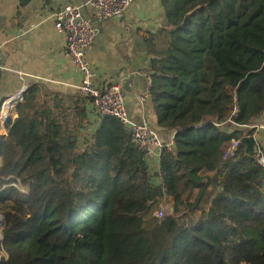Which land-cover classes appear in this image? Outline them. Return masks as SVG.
<instances>
[{"label":"trees","instance_id":"1","mask_svg":"<svg viewBox=\"0 0 264 264\" xmlns=\"http://www.w3.org/2000/svg\"><path fill=\"white\" fill-rule=\"evenodd\" d=\"M161 1L166 47L147 41L150 99L173 148L157 165L119 119L91 125L86 105L69 112L40 102L29 117L41 91L31 83L0 134V264H264V169L247 141L254 130L213 124L232 114L235 91L234 121L264 115V86L247 91L264 67V0ZM259 137L264 144V131ZM233 139L239 146L225 157ZM165 197L182 212L152 236Z\"/></svg>","mask_w":264,"mask_h":264},{"label":"crops","instance_id":"2","mask_svg":"<svg viewBox=\"0 0 264 264\" xmlns=\"http://www.w3.org/2000/svg\"><path fill=\"white\" fill-rule=\"evenodd\" d=\"M81 1L0 0V134L8 131L5 115L11 114L14 121L20 104L25 101V98L19 101L16 95L31 83H36L41 91L37 94V105L26 108L29 117H33L40 102L69 112L86 105L87 119L91 125L96 124L99 117L91 101L76 88L81 74L66 55L65 34L54 20L60 7ZM88 14L98 29L95 43L86 51L92 68L102 73V83L122 86L126 106L135 120L147 121L157 128L151 99L143 102L140 97L151 76L147 41L153 37L158 49L166 47L164 37L158 36L167 23L162 1L133 0L129 13L120 18L100 20L96 14ZM261 72L264 67L251 80L248 92H258L264 86V81L259 79ZM263 120L264 115L257 111L251 122L264 123ZM204 172L218 178L211 162L206 163ZM189 193L191 198L196 191L187 189L185 195Z\"/></svg>","mask_w":264,"mask_h":264},{"label":"built area","instance_id":"3","mask_svg":"<svg viewBox=\"0 0 264 264\" xmlns=\"http://www.w3.org/2000/svg\"><path fill=\"white\" fill-rule=\"evenodd\" d=\"M132 3L133 0H82L78 3L66 4L60 7L54 14V20L56 27L65 34L66 55L81 74V81L76 86L77 90L83 97L91 100L98 117L112 116L119 119L128 128L133 142L144 151L151 161L159 165L163 150L173 148L175 134L170 139H164L149 122L135 120L126 106L122 86L120 84L106 85L102 83V73L92 68L86 56L87 49L95 43L98 35V29L88 13L96 14L100 20L120 18L129 13ZM151 89L152 78L149 76L148 85L140 97L141 101L145 102L150 98ZM27 90L28 86H23L16 98L22 101ZM238 110L235 91L232 114L224 121H213V124L216 126L229 124L232 128L254 130L249 138L252 139V148L259 155V162L264 169V145L259 138V132L264 130V123L254 121L239 124L233 119V114ZM238 146L239 140L229 141L224 148V156H233ZM177 212H182V208L174 204L168 197H165L160 208L154 213L157 222L150 229L151 235L154 236L158 232L164 217L172 216ZM2 225V215L0 214V241L2 239ZM233 264L249 263L239 258Z\"/></svg>","mask_w":264,"mask_h":264},{"label":"water","instance_id":"4","mask_svg":"<svg viewBox=\"0 0 264 264\" xmlns=\"http://www.w3.org/2000/svg\"><path fill=\"white\" fill-rule=\"evenodd\" d=\"M0 109H1V107H0ZM2 112H3V109H2ZM1 114H5V113H1ZM4 120H5V127H6V129H8L10 127V125L13 123V117L11 114L8 113L5 115ZM247 141L249 142L250 147H252V139L247 138ZM2 224H3V217H2Z\"/></svg>","mask_w":264,"mask_h":264},{"label":"rangeland","instance_id":"5","mask_svg":"<svg viewBox=\"0 0 264 264\" xmlns=\"http://www.w3.org/2000/svg\"><path fill=\"white\" fill-rule=\"evenodd\" d=\"M259 79H261L262 81H264V72H261L260 74H259ZM164 139H166L165 137H164ZM188 196H192L191 195V193H189L188 195H185V197L187 198V199H191L190 197H188Z\"/></svg>","mask_w":264,"mask_h":264},{"label":"bare ground","instance_id":"6","mask_svg":"<svg viewBox=\"0 0 264 264\" xmlns=\"http://www.w3.org/2000/svg\"><path fill=\"white\" fill-rule=\"evenodd\" d=\"M263 194H264V192H263Z\"/></svg>","mask_w":264,"mask_h":264}]
</instances>
